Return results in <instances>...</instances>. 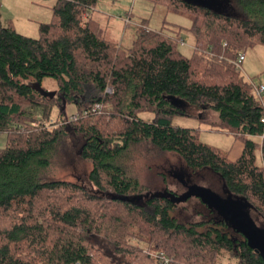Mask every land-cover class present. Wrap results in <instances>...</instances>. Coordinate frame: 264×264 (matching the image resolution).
Returning <instances> with one entry per match:
<instances>
[{
	"label": "trees",
	"instance_id": "1",
	"mask_svg": "<svg viewBox=\"0 0 264 264\" xmlns=\"http://www.w3.org/2000/svg\"><path fill=\"white\" fill-rule=\"evenodd\" d=\"M149 1L190 18L191 56L178 48L181 28L143 25L127 49L106 39L90 16L98 0H56L36 38L3 26L0 13V264H161L160 254L168 264H220L225 255L264 264L229 213L218 216L220 198L197 189L206 219L184 221L181 195L162 173V190H153L128 163L141 148L209 169L261 217L259 226L248 216L264 236V98L233 64L264 46V0ZM43 77L56 80L51 96L38 90ZM95 102L111 104L109 113L85 114ZM184 103L215 112V129L242 142L240 156L202 142L198 129L173 126ZM32 108L48 120L56 109L54 123L32 125ZM146 110L151 121L138 116Z\"/></svg>",
	"mask_w": 264,
	"mask_h": 264
},
{
	"label": "rangeland",
	"instance_id": "2",
	"mask_svg": "<svg viewBox=\"0 0 264 264\" xmlns=\"http://www.w3.org/2000/svg\"><path fill=\"white\" fill-rule=\"evenodd\" d=\"M51 1L42 2L40 0H21L14 2L13 0H0V13L4 20L11 25H16V31L36 38L38 37V25L43 21H50L51 13L48 7L51 6ZM42 3L45 6L38 7V4ZM114 3V5H112ZM101 6L112 9L108 15L101 14L94 11V18L99 21L103 31L106 32V39L112 40L123 48H129L136 35L138 29L144 23L146 28L152 30L164 29L169 34H175L178 28H181L180 37L183 41V45L179 44V50L186 56H191L194 50V36L187 30L191 25V20L186 15L174 13L168 11L164 5L154 4L149 0H99L97 8ZM37 10H41L43 16L38 13ZM51 10V8H50ZM52 11V10H51ZM93 11V10H92ZM125 11V12H124ZM44 18V20H42ZM28 20L33 22L28 26H32L33 29H27L25 26ZM41 21V22H40ZM35 24V25H34ZM245 60L242 64V76L246 81L249 79L255 85H264V46L256 45L248 47L245 51ZM247 66L255 69L257 72L253 75L248 73ZM261 68L259 71L258 69ZM40 86L46 91L53 92L57 89L56 80L52 77H43L40 81ZM264 98V94L262 96ZM111 104H106L107 111ZM180 108L184 111L183 114L177 113L172 119V125L177 127L192 128L199 130V139L209 145L219 147L223 152H226L231 158L238 156V147L241 143L236 140L233 135L220 132L215 129L214 121L216 119V113L208 111L204 113L197 107L184 103L180 105ZM76 106L74 104H67L66 114L70 115L76 112ZM53 109L52 118H56L57 110ZM31 115L36 121V124L43 122H49L48 118L44 117L41 111L37 109H29ZM138 116L146 121H151L154 117L152 111H142ZM3 140V139H2ZM1 140V145L3 142ZM258 158V163H259ZM128 163L131 164V170L138 173L142 182L146 184H154L153 190H162L163 182L158 180L157 173H162L165 178V187L172 190L175 193H179L178 198L175 199L179 204L177 216L182 220L187 221H200L206 218L197 213L203 210V202L201 199L197 200L192 198L191 193H197V189L206 191L210 195L220 198L223 203H231L241 208L249 218L251 217L259 226L261 225V217L253 212V209L244 201L235 199L224 187L219 175L213 173L209 169L196 170L186 167L183 161L175 154H163L161 156L154 154L152 151H145L141 148H136L133 152V159H129ZM80 172L79 170L77 171ZM54 173L59 177H64L65 172H60L59 169H55ZM80 175V174H78ZM81 176V175H80ZM164 190V189H163ZM166 191V189H165ZM191 194V195H190ZM191 196L190 202H187L185 198ZM216 198V199H217ZM236 200L237 202H233ZM203 205V206H202ZM184 209H183V208ZM227 214L224 207H218V216H222V212ZM191 217V218H190ZM133 244H137L136 241H131ZM99 246L105 249L107 252L113 254L105 242L100 241ZM97 244V245H98ZM220 264H236L235 260L229 261L226 255L219 260Z\"/></svg>",
	"mask_w": 264,
	"mask_h": 264
},
{
	"label": "water",
	"instance_id": "3",
	"mask_svg": "<svg viewBox=\"0 0 264 264\" xmlns=\"http://www.w3.org/2000/svg\"><path fill=\"white\" fill-rule=\"evenodd\" d=\"M38 90L43 95L51 96L54 94V92L46 91L40 86L38 87ZM210 197L214 200L217 198L212 195H210ZM224 205V208L233 219L236 229L244 235L248 243L255 248V251L259 252L264 258V236L262 231L256 228L241 208L236 206H233L235 208H232V206H230L232 205L231 203H225Z\"/></svg>",
	"mask_w": 264,
	"mask_h": 264
},
{
	"label": "built area",
	"instance_id": "4",
	"mask_svg": "<svg viewBox=\"0 0 264 264\" xmlns=\"http://www.w3.org/2000/svg\"><path fill=\"white\" fill-rule=\"evenodd\" d=\"M181 45H183V41L181 40ZM245 59V54L244 52H240L237 56V58L233 61V64L236 66V68L242 70V63ZM253 87V91L255 93L256 96L258 97H262L264 94V85L260 84V85H255L252 81H249ZM106 92L107 93H112L113 89L111 87H107L106 88ZM106 108V105L103 104L102 102H95L91 108L86 109L84 111V113H101L102 111H104V109ZM78 117V115L76 113L70 114L69 116V120H75ZM262 121L264 122V118H262ZM41 123V122H40ZM40 123L36 124L35 122L32 123V125H39ZM54 120L51 119L49 120V122H43V125H48V124H53ZM56 123V122H55ZM62 123V122H61ZM21 130H23V127L21 128ZM156 259L161 261V264H168L169 263V258L166 257L165 255H156Z\"/></svg>",
	"mask_w": 264,
	"mask_h": 264
},
{
	"label": "crops",
	"instance_id": "5",
	"mask_svg": "<svg viewBox=\"0 0 264 264\" xmlns=\"http://www.w3.org/2000/svg\"><path fill=\"white\" fill-rule=\"evenodd\" d=\"M15 3L16 2H18V1H21V0H13ZM40 1H42V2H46V1H49V0H40ZM103 1V0H102ZM55 2H56V0H52L51 1V6L52 7H50L51 8V10H52V8H53V6H54V4H55ZM98 2H99V0H98ZM97 2V3H98ZM97 3H96V5H95V7H94V9H93V11L90 13V16L92 17V18H94V11L97 9V11L98 12H100L101 14H105V15H108L109 13H110V11L112 10V9H109L110 8V6H108V7H104V6H101L100 8H97ZM112 5H114V3L112 4ZM43 6H45L44 4H42V3H40L39 2V4H38V7H43ZM50 8L48 7V10L50 11V13H51V17H52V11L50 10ZM38 11V13L39 14H41L42 16H43V12L41 11V10H37ZM125 12V11H124ZM50 17V18H51ZM95 19V18H94ZM42 20H44V18L42 19ZM96 20V19H95ZM98 21V20H97ZM41 22V21H40ZM43 22H45V21H43ZM99 22V21H98ZM1 23H2V25L3 26H7L8 24H10V23H8L7 21H5L4 20V18H3V16L1 15ZM33 22H31L30 20H28V23H26L25 24V26L24 27H26L27 29L29 28L30 30H32L33 29V27L32 26H28L29 24H32ZM100 24V23H99ZM144 26H146L144 23H142ZM35 25V24H34ZM13 26H14V28L16 29V25L15 24H13ZM148 28V27H147ZM38 29V28H37ZM106 35V32L104 31V36ZM112 41V40H111ZM245 60V59H244ZM243 64V63H242ZM247 68V70H248V73L249 74H251V75H253V74H255L257 71L255 70V69H252L251 67H249V66H247L246 67ZM259 71L261 70V68H259L258 69ZM221 132V131H220ZM229 134V133H228ZM232 135V134H231ZM234 137V136H233ZM236 140H238L240 143H241V146H239L237 149H238V156L236 157V158H238L239 156H240V154H241V152H242V149H243V144H242V142L239 140V139H237L236 137H234ZM219 148V147H218ZM226 153V152H225ZM227 154V153H226ZM228 155V154H227ZM228 157L230 158V159H232V160H234V159H236V158H231L229 155H228Z\"/></svg>",
	"mask_w": 264,
	"mask_h": 264
}]
</instances>
